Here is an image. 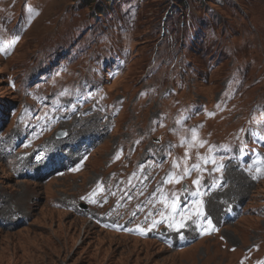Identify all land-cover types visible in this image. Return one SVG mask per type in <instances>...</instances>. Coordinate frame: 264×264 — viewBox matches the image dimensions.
I'll return each instance as SVG.
<instances>
[{"label": "rangeland", "instance_id": "1", "mask_svg": "<svg viewBox=\"0 0 264 264\" xmlns=\"http://www.w3.org/2000/svg\"><path fill=\"white\" fill-rule=\"evenodd\" d=\"M184 2L113 0L109 9L100 12L95 3L85 0H0V30L8 35L5 48L11 50L4 56L0 48V214L8 208L26 218L0 224V264H239L245 254L263 256L264 181L249 183L238 169L244 179L235 181L246 186L234 188L242 198L244 214L223 227L228 248L213 238L170 249L154 239L102 229L56 206L76 197L97 176H108L104 170L116 147L127 144L130 151L135 143L162 144L165 138L170 144L173 133L181 134L174 127L182 119L190 129L188 142L180 146L186 151L184 163L192 165L190 196L206 193L215 178L208 188L202 178L226 169L232 160L233 166L239 161V166L264 168V106L258 117L252 115L254 104L264 103V0ZM130 3L135 4L136 14L124 31L123 11ZM32 7L36 16L26 29ZM111 43L115 50L128 49L130 54L124 66L108 75L92 57L103 56ZM36 77H46L40 83L42 94L56 83L71 89L81 78L93 85L82 92L92 97L85 107L68 110L73 116L107 99L123 100L115 117L97 108L79 121L106 136L80 175L51 173L37 179L41 164L58 152H49L45 145L51 139L74 140L80 135L58 137L67 123L59 122L50 135L53 123L43 117L30 129L28 142L19 144L22 124L15 123L16 112L22 98L30 100L35 93ZM77 89L82 90L80 85L72 90ZM162 113L166 114L153 120ZM110 121L113 130L106 126ZM152 121L160 123L150 138L145 131H152ZM45 135L50 136L34 144ZM66 144L64 150L71 147ZM25 169L34 178L23 174ZM116 172L111 180L122 176ZM197 180L199 184L193 183ZM254 243L260 244L259 249H246Z\"/></svg>", "mask_w": 264, "mask_h": 264}, {"label": "snow or ice", "instance_id": "2", "mask_svg": "<svg viewBox=\"0 0 264 264\" xmlns=\"http://www.w3.org/2000/svg\"><path fill=\"white\" fill-rule=\"evenodd\" d=\"M198 167V166H197ZM260 175H264V169H260V170H257V175L254 176L253 178H259ZM193 183H196V184H199V181H193ZM203 213H200V212H197V216L199 217L200 215H202ZM190 218V217H189ZM156 223H159V221H154L153 222V227L155 226ZM209 225L210 227H212V230H215L213 226H211V221H209ZM172 224L170 223L169 224V227H171ZM180 227H183V223L181 222L180 224Z\"/></svg>", "mask_w": 264, "mask_h": 264}, {"label": "trees", "instance_id": "3", "mask_svg": "<svg viewBox=\"0 0 264 264\" xmlns=\"http://www.w3.org/2000/svg\"><path fill=\"white\" fill-rule=\"evenodd\" d=\"M179 2H183L184 4H186L184 1L185 0H178ZM85 2H88L89 3V5H92L93 3H95V0H85ZM110 3H109V1H107V3L106 4H102L101 2H99V3H97L96 4V8H98V10L100 11V12H105V7L106 6H108ZM181 6H185V5H181Z\"/></svg>", "mask_w": 264, "mask_h": 264}, {"label": "bare ground", "instance_id": "4", "mask_svg": "<svg viewBox=\"0 0 264 264\" xmlns=\"http://www.w3.org/2000/svg\"><path fill=\"white\" fill-rule=\"evenodd\" d=\"M92 131L95 132V131H97V130H92ZM92 131H90V132H92ZM81 135H82V134L77 135L75 138H77V137L81 138ZM79 138H78V139H79ZM69 139H70V138H69ZM71 140H72V139H71ZM95 180H96V179H95ZM114 180H116V179H114ZM244 186H246V184H243V183H242V184H237L235 187H237V188L241 187V188H242V187H244ZM103 191H105V190H103ZM240 198H241V197H240ZM215 208H216V205H215V204H214V206H213V205L211 206L212 211H215ZM115 212H117V211H114V212H112V213H115Z\"/></svg>", "mask_w": 264, "mask_h": 264}]
</instances>
